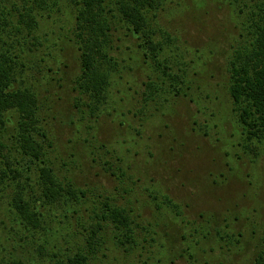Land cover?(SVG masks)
<instances>
[{
	"label": "rangeland",
	"instance_id": "1",
	"mask_svg": "<svg viewBox=\"0 0 264 264\" xmlns=\"http://www.w3.org/2000/svg\"><path fill=\"white\" fill-rule=\"evenodd\" d=\"M229 3L166 0L159 14L157 21L172 38L161 60L184 71L187 97L148 100L146 83L161 74L143 56L140 41L116 25L120 67L108 104L95 118L78 105L81 65L72 10L66 5L59 13L43 14L25 78L39 94L48 140L37 139L57 163L59 176H70L88 191L90 205L100 206L106 198L126 205L130 199L140 215L139 245H110L96 264H254L264 237V147L247 141L229 94L228 58L244 18ZM14 135L10 129L3 138L14 142ZM120 172L126 177H116ZM128 188L129 195L123 191ZM155 191L168 195L179 210H159L150 198ZM64 227L75 237L88 233L77 216ZM33 233L14 223L8 201H0V264H55L35 244L20 249Z\"/></svg>",
	"mask_w": 264,
	"mask_h": 264
},
{
	"label": "trees",
	"instance_id": "2",
	"mask_svg": "<svg viewBox=\"0 0 264 264\" xmlns=\"http://www.w3.org/2000/svg\"><path fill=\"white\" fill-rule=\"evenodd\" d=\"M165 2L0 0V201H8L14 223L32 233L39 231L37 237L35 233L26 236L20 249L35 244L38 253H46L56 260L55 264H96L100 254L107 257L110 245L126 248L130 244L131 249L139 245L135 228H141L137 223L140 215L134 214L130 199L124 206L115 198H106L100 206L90 205L86 189L70 176H59L57 163L37 139L39 136L48 140L41 126L39 94L34 86L25 83V78L40 42L37 31L43 14L59 13L68 5L81 65L76 81L80 109L88 108L89 115L95 118L108 104L111 79L120 67L114 55L118 24L128 31L129 37L140 41L143 56L161 74L146 83L148 100L168 95L187 97L189 87L184 71H175L168 59L161 60L172 42L157 21ZM228 5L244 16L240 37L228 58L229 94L247 141L251 146L258 143L264 147V0L254 5L249 0H230ZM175 60L179 66L181 62ZM10 129L15 132L11 137L14 142L3 138ZM116 177L122 179L126 175L120 172ZM123 191L132 193L129 188ZM151 197L159 210H179L166 194L155 191ZM74 216L88 231L80 234L82 237L70 235L64 227ZM86 217L89 225L84 222ZM254 264H264V237Z\"/></svg>",
	"mask_w": 264,
	"mask_h": 264
}]
</instances>
